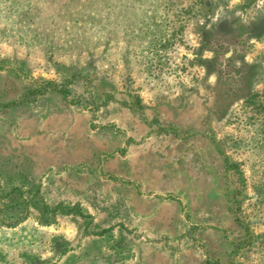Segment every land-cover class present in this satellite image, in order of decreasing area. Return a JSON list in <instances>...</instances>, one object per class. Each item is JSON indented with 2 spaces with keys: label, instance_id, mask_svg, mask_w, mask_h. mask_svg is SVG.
<instances>
[{
  "label": "rangeland",
  "instance_id": "1",
  "mask_svg": "<svg viewBox=\"0 0 264 264\" xmlns=\"http://www.w3.org/2000/svg\"><path fill=\"white\" fill-rule=\"evenodd\" d=\"M0 264H264V0H0Z\"/></svg>",
  "mask_w": 264,
  "mask_h": 264
},
{
  "label": "trees",
  "instance_id": "2",
  "mask_svg": "<svg viewBox=\"0 0 264 264\" xmlns=\"http://www.w3.org/2000/svg\"><path fill=\"white\" fill-rule=\"evenodd\" d=\"M46 85H48V88L47 89H49V90H55V91H59V92H62V93H64V94H67L68 93V90L65 88V87H63V86H59L57 83H55V82H52V81H47L46 82ZM44 91H46V88L45 89H43V92ZM33 92V91H32ZM42 92V90H41V92H39V94L40 93H43ZM34 94V96H30V95H26V97L24 98V101H27V102H31V101H34L35 100V98H36V91H34L33 92ZM42 207H45V208H48L47 206H42ZM59 207V208H58ZM58 207H56L55 209H60L62 206L60 205V206H58ZM62 209V211H64V209H63V207L61 208ZM81 210L79 209L78 210V213H81L80 212Z\"/></svg>",
  "mask_w": 264,
  "mask_h": 264
}]
</instances>
